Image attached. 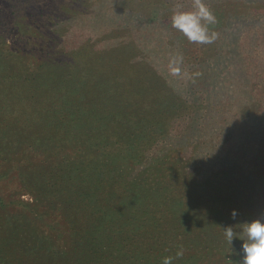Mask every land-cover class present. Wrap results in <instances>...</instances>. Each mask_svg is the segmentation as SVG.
<instances>
[{
	"label": "trees",
	"instance_id": "1",
	"mask_svg": "<svg viewBox=\"0 0 264 264\" xmlns=\"http://www.w3.org/2000/svg\"><path fill=\"white\" fill-rule=\"evenodd\" d=\"M232 1L203 0L222 15L209 28L227 23ZM193 10V0L0 3V181L32 198L0 194V264L242 259L239 237L231 245L222 228L264 222V101L254 95L264 62L252 69L250 51L248 58L238 43L210 61L215 84L206 87L198 71V88L175 90L163 73L173 43L182 48L175 56L192 62L190 42L171 18ZM263 13L235 19L229 37H241ZM208 45H196L197 64ZM226 85L261 135L256 157L229 170L217 147L228 132L203 146L190 133L211 100L206 94Z\"/></svg>",
	"mask_w": 264,
	"mask_h": 264
},
{
	"label": "rangeland",
	"instance_id": "2",
	"mask_svg": "<svg viewBox=\"0 0 264 264\" xmlns=\"http://www.w3.org/2000/svg\"><path fill=\"white\" fill-rule=\"evenodd\" d=\"M0 3H3V0H0ZM231 3V13H233V15L231 14L227 23L224 22L222 26H220L223 22L221 18L222 15L220 14L221 12L214 11L215 17L216 15L218 17V20L216 19L217 22L221 21V23L216 27H210V30L215 31L218 34V38L214 43L209 44L201 50L205 56L202 57L200 64H197L199 59H195V55L200 53L199 47L196 46L197 43H190L191 46L188 48L191 53L190 61L192 63H187L184 59H178V57L175 56L182 51V48L180 44L173 43V49L171 50L172 54L169 56L171 60L166 62V71L163 73L168 76V83L181 94H187V92L184 91L192 90L193 86L198 88L197 85L195 86L193 84L195 81L194 79L199 76L197 74L198 71H201L202 75L206 74V87L215 84V74L208 72L211 64L210 61H216L225 53V51H232L231 47L234 45L237 46L238 43L245 45L243 48V54L248 55V58L250 51L252 55L251 58L253 59V65L251 64V67H253L252 69H258V72L260 71V68L262 69V64L264 62V38H261L260 36L264 29V13L259 24L254 22L253 24L255 25L252 28L243 27L239 31L241 37L235 36L231 39L229 37V31L232 22H235V19L238 21L247 17L245 16L246 13L264 12V0H233ZM249 17L251 19L255 18L259 20L260 15H251ZM152 24L153 23H151V25ZM216 24L217 23L214 25ZM154 26L155 25H152V29H155ZM251 38L255 39L252 41L255 43L254 45H250ZM166 46H169L168 43H166ZM206 59L208 61L204 62ZM248 66L250 67V65ZM212 69L214 70V67ZM263 79L264 78L261 74L260 79L255 81V84L258 85V87L255 86L254 95L257 94L256 100H258V102H261V100L264 101V92L259 88V86H261V81H264ZM239 83H243V80H240ZM206 95L211 100L207 108L202 109L200 119L191 128L190 133H193L201 140L202 146L205 145L206 140H208L211 135H214L217 132L226 131L230 134L228 140L223 141L222 144L217 146L220 148V150L218 149V152L226 170H229L234 166L246 164L253 160L257 155L261 141L258 120H255L254 117L244 112L242 100H240L237 95L231 93L228 85L223 89H214L211 94ZM196 96L198 97L197 94ZM260 113L261 117H264V110L261 109ZM210 139L214 141L213 138ZM18 189L19 187L12 182L7 180L0 181V194L5 196L6 199L11 197L16 199L20 196V199L22 200L32 201L30 195H19ZM2 213L3 212L0 211V220L3 219ZM195 223H198V221Z\"/></svg>",
	"mask_w": 264,
	"mask_h": 264
},
{
	"label": "clouds",
	"instance_id": "3",
	"mask_svg": "<svg viewBox=\"0 0 264 264\" xmlns=\"http://www.w3.org/2000/svg\"><path fill=\"white\" fill-rule=\"evenodd\" d=\"M193 11H175L171 18L172 27L180 31L190 43L201 45L212 44L218 38L215 31H211L209 25L217 23L213 12L203 3V0H193ZM238 213L233 210L231 217L236 219ZM239 226L241 231L234 232ZM227 241L232 245L234 239L242 242V259L238 264H264V222L255 219L245 221L237 225H228L222 228ZM183 249L176 252L175 258L183 256ZM173 257L165 256L162 264H172Z\"/></svg>",
	"mask_w": 264,
	"mask_h": 264
}]
</instances>
